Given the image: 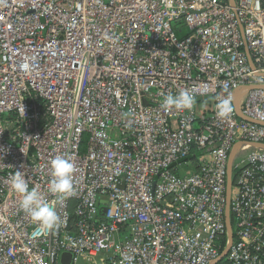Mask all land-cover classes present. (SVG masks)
Here are the masks:
<instances>
[{
  "label": "built area",
  "instance_id": "obj_1",
  "mask_svg": "<svg viewBox=\"0 0 264 264\" xmlns=\"http://www.w3.org/2000/svg\"><path fill=\"white\" fill-rule=\"evenodd\" d=\"M260 146L264 0H0V264H264ZM56 156L74 191L46 229L9 179L52 200Z\"/></svg>",
  "mask_w": 264,
  "mask_h": 264
},
{
  "label": "clouds",
  "instance_id": "obj_2",
  "mask_svg": "<svg viewBox=\"0 0 264 264\" xmlns=\"http://www.w3.org/2000/svg\"><path fill=\"white\" fill-rule=\"evenodd\" d=\"M23 70H29L27 63L22 64ZM195 104L193 95L186 89L177 93L166 94L163 97L161 108L165 111L191 110ZM216 116L220 120H227L233 113L231 95L217 97L215 105ZM48 167L51 169V179L47 182L46 192L54 199H47L39 185L29 187L25 174L15 171L9 179L11 191L19 198L20 209L35 223L46 228H56L60 223L57 207L61 206L66 197L73 194V177L76 165L71 156H56Z\"/></svg>",
  "mask_w": 264,
  "mask_h": 264
},
{
  "label": "water",
  "instance_id": "obj_3",
  "mask_svg": "<svg viewBox=\"0 0 264 264\" xmlns=\"http://www.w3.org/2000/svg\"><path fill=\"white\" fill-rule=\"evenodd\" d=\"M234 0H232L233 2ZM187 34L182 33L178 34V37L180 39L184 38ZM260 148H264V146H260ZM235 157V152L232 153L230 157V163L228 167V188H227V209H226V224H227V230L229 233V245L224 251L220 261L225 258L231 248L232 242H233V233H232V225H231V217H230V196H231V189H232V162ZM73 256L71 254H63L62 256V264H71Z\"/></svg>",
  "mask_w": 264,
  "mask_h": 264
},
{
  "label": "rangeland",
  "instance_id": "obj_4",
  "mask_svg": "<svg viewBox=\"0 0 264 264\" xmlns=\"http://www.w3.org/2000/svg\"><path fill=\"white\" fill-rule=\"evenodd\" d=\"M78 264H85V262L83 260L79 261Z\"/></svg>",
  "mask_w": 264,
  "mask_h": 264
},
{
  "label": "trees",
  "instance_id": "obj_5",
  "mask_svg": "<svg viewBox=\"0 0 264 264\" xmlns=\"http://www.w3.org/2000/svg\"><path fill=\"white\" fill-rule=\"evenodd\" d=\"M178 34H182L181 32L180 33H178ZM183 39V38H182Z\"/></svg>",
  "mask_w": 264,
  "mask_h": 264
}]
</instances>
